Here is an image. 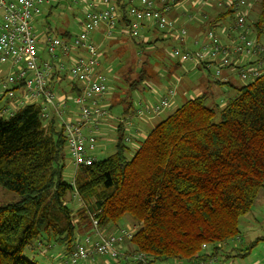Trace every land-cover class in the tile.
<instances>
[{
    "label": "trees",
    "instance_id": "trees-1",
    "mask_svg": "<svg viewBox=\"0 0 264 264\" xmlns=\"http://www.w3.org/2000/svg\"><path fill=\"white\" fill-rule=\"evenodd\" d=\"M56 2L41 13L47 24L44 34L37 36L42 61L46 60L49 37L68 41L76 37L72 33L76 12L63 30L49 23L64 7L62 0ZM247 2L252 10L253 4ZM256 3L259 8L252 28L261 39L264 0ZM118 7L123 13L116 27L120 34L108 46L130 39L129 55L144 61L136 79H124L127 98L110 108L124 105L111 156L104 160L95 157L91 166L74 169L69 182L64 170L67 153L71 154L59 117L45 119L42 102L18 107L13 116L6 117L2 109L8 103L0 102V187L19 197L17 203L0 205V264H38L24 254L41 238L48 245L61 247L65 258L70 257L77 241L92 233V215L106 235L123 229L120 223L126 217L133 219L137 230L126 244L131 250L123 249L125 254H143L152 264L208 261L219 255L223 245L241 237V219L251 212L260 192L264 193V75L244 82L237 88L238 96L223 108L221 104L208 107L206 96L188 99L147 137L134 139L138 148L128 158L132 138L127 136L125 122L136 113L133 94L150 90L159 79L164 60L157 52L167 41L154 36L148 42L143 36L131 37L122 27L128 6L119 3ZM217 7L221 12L208 21L209 30L233 26L235 11ZM77 25L81 27V23ZM153 31L162 32L155 25H143L141 34ZM94 40L100 43L102 36L98 34ZM108 46L102 48L103 56L111 50ZM104 58L102 64L108 60ZM125 60H129L127 56ZM213 83L233 87L218 80ZM48 85L56 95L65 96L66 108L82 95L83 86L57 68ZM67 94L73 99L66 100ZM217 116L220 122L215 123ZM69 196L84 204L72 208ZM258 244L239 250L236 258L246 257Z\"/></svg>",
    "mask_w": 264,
    "mask_h": 264
},
{
    "label": "built area",
    "instance_id": "built-area-1",
    "mask_svg": "<svg viewBox=\"0 0 264 264\" xmlns=\"http://www.w3.org/2000/svg\"><path fill=\"white\" fill-rule=\"evenodd\" d=\"M68 1L82 8L84 18L81 31L70 41L49 37L45 42V50L51 61H42L33 21L56 0H0V66L9 65L11 72L6 76L0 75V102L8 103L2 109L6 117L13 116L18 107L34 102H42V115L45 119L53 115L59 117L76 172L80 166H91L94 163V151L97 149L96 136L85 134L83 129L107 115L100 100L107 94L108 81L100 70L99 49L92 42L91 35L99 31L103 33L104 27L106 38L114 36L118 20L123 18L119 3L128 6L125 14L127 22L122 23V27L131 37H141L143 25L148 23L163 33L177 32L183 38L188 33L185 28L178 29L175 21L170 19L172 6L167 0ZM211 3L235 11L234 25L221 31L226 37L233 36L235 40L224 44L210 30L202 42H194V46L201 48L199 53L175 49L172 52L173 58L183 64H191L194 69L202 67L212 71L215 79L221 77L224 69L236 71L242 82H252L264 75V41L252 38L251 30L247 27L251 5L247 0H197L192 5L198 8ZM75 52L78 54L74 55ZM60 57L63 61H60ZM66 58L70 63L65 62ZM241 58L254 61L239 66ZM52 60L58 61V64ZM54 68L66 71L71 81H77L83 86L82 95L75 98L79 112L76 118H64L67 114L65 103L59 101L48 85ZM174 97L175 90L172 88L147 112L160 115L169 108ZM91 220L92 233L77 241L75 251L62 264H97L99 258L115 264L122 261L126 264H152L143 254L123 252L135 231L121 229L115 234L106 235L100 231L94 215ZM214 261L215 258L194 263L212 264Z\"/></svg>",
    "mask_w": 264,
    "mask_h": 264
},
{
    "label": "rangeland",
    "instance_id": "rangeland-1",
    "mask_svg": "<svg viewBox=\"0 0 264 264\" xmlns=\"http://www.w3.org/2000/svg\"><path fill=\"white\" fill-rule=\"evenodd\" d=\"M168 1L173 3L171 4L172 8L183 6L185 8V11L188 13L194 14L199 9V8H194L192 5V2L195 0H182L180 2H178V0H168ZM62 2L64 6L63 9H59L54 14V16L49 19V23L53 27H61V29L63 30L65 27L64 24L67 21L70 22V17L72 13L76 12L77 18H76V21L73 22L74 26L72 29V33L74 36H78V34L81 31V27L77 25V23H81V21L84 18V14L81 11L82 8L80 6H74L70 4L68 0H62ZM250 2L253 4L252 10L250 12V14H252V17L251 15L248 16L247 27L251 30L250 36L252 38H257L256 35L253 33L252 24L256 21L259 7L256 3V0H250ZM42 15L43 14H41V16H39L38 18H35V20L33 21V24L36 30L35 33H36V36L38 37H41L44 34V32L47 30V24H45L44 21L42 20L43 19ZM40 20H42V22ZM95 34L91 35V38H93ZM230 37L231 36L227 37L228 41L235 40L233 36L231 37V39H229ZM262 40L264 41V37H261V41ZM109 42H107V44ZM131 47H132V42L130 39H128V41L126 40L123 42L121 41V43L113 46L112 50H107L105 53L106 55L104 56V57H107L108 59L106 61L107 63L104 62V65L106 64V71H105L106 75L105 76L107 77V81H108L107 84H108L109 98L114 97L116 98V101H119L120 99L124 100L127 98V92H126L127 86L124 82V79L125 77L129 79V81L136 79L137 72L139 71L144 61V59L139 61V60H136L134 57L131 58V56L129 55L131 51L128 50ZM174 48H177V46H175L173 43L166 42V45L164 46L162 50L165 52L164 54L167 55ZM102 54H103V51H102ZM41 56L43 57V52H42V49L40 48V57ZM45 56H46L45 61H48V60L51 61L50 56L47 53H45ZM126 56L129 59L128 61L125 60ZM104 57L102 56L101 59L106 60ZM153 60H155L154 56L151 61L152 65H154ZM52 62L54 63V60H52ZM185 65L189 68L192 67V65L188 63ZM160 69L161 68H159V70ZM9 72H10L9 65L0 66L1 76H6L7 74H9ZM197 74L199 73L197 72ZM185 82H187V80H185ZM234 83H237L238 86L243 84V83L241 84V82H239L237 79L234 81ZM65 84L67 85V83ZM162 85L167 86L165 82ZM171 85L173 86V89L175 91L177 90V87L179 88V85L177 86L175 82ZM151 89L152 87L150 88V90ZM229 89H230V93H227L225 96L211 98L208 100L206 105L208 107H212L217 104L218 105L221 104L220 108H223V106H225L229 100L236 98L238 96V90H231V88ZM150 90L140 91V92H136L133 94V101H134V106L136 110L137 108H139L137 105L140 99L139 96L143 94L145 96L148 95V92H150ZM112 98L105 100V98L103 97V107H105L104 109L107 111V115L102 120L97 121L98 123H101L103 121L104 123L106 122V125H109L108 141L106 143V148L104 149V151H103V141H100V145L97 141V149L96 151H94V157H96L97 160H104L114 153L116 139H117V126L119 125L120 122H123V118L121 115L124 110V105L117 104L116 107L110 109L114 104V102H111ZM58 99L62 104H64L63 97L58 96ZM176 99H177L176 102H173V103L171 102L169 108L163 111L160 115L156 116L154 120L150 123V125L146 127L145 132H144L146 137L157 125L162 123L171 114H173L177 109H179L185 103V100H186V99H183V97L181 96L180 97L177 96ZM221 99H222V102L224 103L220 102ZM101 101L102 100H100V104H101ZM68 107L69 108L73 107L75 109L74 111L77 112V116H78L79 114L78 109L76 105L73 104V102H69ZM64 118L67 119L68 115L66 114ZM214 122L215 123L220 122L219 116L215 118ZM83 132L85 134H88L85 128L83 129ZM136 146L137 147H134L133 145L131 146L132 152L131 154L128 155L129 159H131L134 156L135 151H136L135 148H138V144H136ZM73 162L74 161L72 160V157L67 153V158L65 161L66 167L64 170V177H65V180L69 182H71L72 177H73V171H74ZM67 200H68L69 205H71L72 208H75V207H78L84 204L81 199H78V197L69 196ZM18 201H19L18 195H16L15 193L9 192L8 190L0 187V205L13 204V203H17ZM120 227L128 230L129 232H134L137 230V226L135 222L129 216L122 220V222L120 223ZM240 230H241V239H242V246L240 244L241 246L240 250H247L248 248H250L252 243L259 242L260 245L259 247L257 246L254 248V253L264 254V193L263 192H260L254 206L252 207L251 212L241 219ZM46 245H48L46 239L41 238L39 242H34L32 249L25 252L24 254L25 257L37 262L38 264H62L67 260V258L63 256V249L61 247L56 246L53 243L48 245V247H45Z\"/></svg>",
    "mask_w": 264,
    "mask_h": 264
},
{
    "label": "crops",
    "instance_id": "crops-1",
    "mask_svg": "<svg viewBox=\"0 0 264 264\" xmlns=\"http://www.w3.org/2000/svg\"><path fill=\"white\" fill-rule=\"evenodd\" d=\"M167 2L169 1L167 0ZM169 3L173 4L171 2ZM220 12L221 10L217 7L215 3H211L206 6L204 5L200 6L198 11H196V13L193 12L194 14L186 12L183 6L173 7L172 12L169 14V17L171 20L175 21L178 29L185 28L187 30L188 34L186 38L181 37L180 34L177 32L163 33L158 31L155 32L153 31L149 35H147L146 32H144L142 36L144 40L147 42L149 40V37L151 36H154L155 38L160 37L162 39H165L167 43H173L175 46H177V48L174 49H178L186 52H192V53H199L201 48L194 46L193 42L197 40L202 42L205 39L207 32L210 31L208 26V21L212 22L213 20H215L216 16ZM250 12L251 10L248 12L249 16L251 15ZM146 25L150 28H153V25L150 23ZM222 28L223 26L215 29L214 32L217 34V36L221 39V41L224 44H227L228 39L224 34H222L221 32ZM104 31L105 28L103 27V33L102 31L98 33L99 35L102 36V42L100 43L95 42L94 39L95 36L98 35L97 33L94 35V38H92L91 40L93 43L96 44V46L99 49V60L101 65L100 70L104 75H106L105 73L106 64L104 65L101 62V58L103 56L102 48L107 47L108 44L110 43L109 41H111L113 38L119 37L120 32L115 33L118 36L114 34L112 38H106L104 35ZM107 42L109 43L107 44ZM165 45L166 44H164V46ZM108 47H110L111 50L113 48L111 45H109ZM174 49L167 55L164 54L165 52L162 50V48L159 52H157V57H159V59L164 60V64H162L161 69L159 70L160 72L159 79L156 80L155 84L152 86V89L150 90V92H148V95L145 96L143 94L139 96L140 99L137 104L139 108H137L136 113L132 116L133 118L128 119L125 122V124L128 125V126L125 125L127 136H130L132 138L130 145H133L134 147H136L137 144V142L134 139L136 138L144 139L146 137L144 133L146 127L150 125V123L154 120L156 116H158L152 113H148L147 111L150 110L153 106H155L159 102V100L168 92V90L173 88L171 84H173L174 82L177 86L179 85V88L177 87V90L175 91V97L172 99V103L176 102L177 96L179 97L181 96L183 97V99H186L185 102L187 101V99H194L197 97L206 96L208 102V100L211 98L225 96L227 93H230L229 88H231V90H237V88H240L242 85L245 84L240 80V78L237 75V72L231 69L222 70L221 77L219 79H215L213 76L214 73L212 71L204 70L202 67L199 70L194 69L193 67L189 68L185 64L173 58L172 52L174 51ZM152 58L153 57H151V61ZM64 60L66 63H70L68 58ZM153 61L154 63H156V60ZM253 61L254 60L252 59L241 58L239 60V66L246 65L247 63H252ZM152 66L154 67L155 65ZM197 72L199 74H197ZM236 79L239 82H241V84L242 83L243 84L238 86L237 83H234ZM185 80H187V82H185ZM217 80L227 84L230 83L231 85H233V87L230 85L220 86L218 84H214L213 82L214 81L216 82ZM164 82L166 83L167 86L162 85ZM227 88L229 89V91ZM61 97L64 98L65 96H61ZM66 97H67L66 100L73 99L70 94H67ZM104 98L106 100L112 97L109 98V94H107L106 96H104ZM111 102H114V104H116L118 101H116V98L114 99L113 97L111 99ZM220 102L224 103L222 102V99ZM100 105L101 107H103V99ZM74 110L75 109L73 107L67 108V115L69 118L77 117V112ZM85 130L87 133H92L97 137V141L99 145H100V141H103V151H104V149L106 148V143L108 141L109 125H106V122L104 123L103 121L101 123L98 122L92 123V124H88ZM240 244L242 246L241 237L234 242L223 245L219 255L215 258V261L212 264H264V254H259V253L255 254L254 249L246 257L236 258V255H239L240 253L238 252L241 247ZM259 245L260 244H258L257 246L259 247ZM130 248H131L130 246L129 247L125 246V249L131 250ZM97 264H115V263L113 261L108 262L106 259L99 258ZM119 264H126V263L122 261ZM163 264H193V263L171 261Z\"/></svg>",
    "mask_w": 264,
    "mask_h": 264
}]
</instances>
